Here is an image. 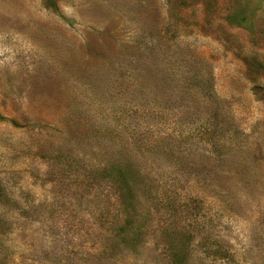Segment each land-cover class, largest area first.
I'll list each match as a JSON object with an SVG mask.
<instances>
[{"label":"rangeland","instance_id":"1","mask_svg":"<svg viewBox=\"0 0 264 264\" xmlns=\"http://www.w3.org/2000/svg\"><path fill=\"white\" fill-rule=\"evenodd\" d=\"M0 264H264V0H0Z\"/></svg>","mask_w":264,"mask_h":264}]
</instances>
